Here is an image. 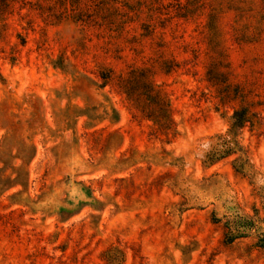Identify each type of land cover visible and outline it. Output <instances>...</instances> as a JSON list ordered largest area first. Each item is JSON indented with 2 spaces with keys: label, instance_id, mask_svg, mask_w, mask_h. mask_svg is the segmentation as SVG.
Instances as JSON below:
<instances>
[{
  "label": "rangeland",
  "instance_id": "1",
  "mask_svg": "<svg viewBox=\"0 0 264 264\" xmlns=\"http://www.w3.org/2000/svg\"><path fill=\"white\" fill-rule=\"evenodd\" d=\"M0 264H264V0H0Z\"/></svg>",
  "mask_w": 264,
  "mask_h": 264
},
{
  "label": "trees",
  "instance_id": "2",
  "mask_svg": "<svg viewBox=\"0 0 264 264\" xmlns=\"http://www.w3.org/2000/svg\"><path fill=\"white\" fill-rule=\"evenodd\" d=\"M162 118L164 120H169L167 115H162ZM232 119H233L232 128H234V129H241L244 126V124L246 122H248L245 111L234 112ZM228 240L230 241L231 238L229 237ZM261 246H262V244H260V247Z\"/></svg>",
  "mask_w": 264,
  "mask_h": 264
}]
</instances>
